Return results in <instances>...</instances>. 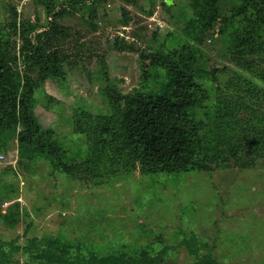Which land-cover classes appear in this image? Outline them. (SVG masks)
Masks as SVG:
<instances>
[{"label": "rangeland", "instance_id": "1", "mask_svg": "<svg viewBox=\"0 0 264 264\" xmlns=\"http://www.w3.org/2000/svg\"><path fill=\"white\" fill-rule=\"evenodd\" d=\"M241 1L218 0V13L235 12ZM199 5L0 0V31L15 47L8 53L11 70L31 90L34 122L51 131V153L21 158L17 133L24 121L9 126L3 115L9 109L1 112L0 241L8 244L0 249L7 263L46 264L37 258L40 249L58 242L65 264L107 257L122 264H200L207 257L212 264H264V157L251 167L228 160L209 171L144 175L136 168L92 180L73 179L58 165L86 159L91 138L75 131L74 120L81 111L107 115L110 88L156 91L166 81L159 68L145 78L141 52H181L204 71L241 72L232 53L235 27L218 19L200 29ZM229 77L219 74L213 87ZM254 102L244 99L236 118L247 119ZM27 240L34 246L26 251Z\"/></svg>", "mask_w": 264, "mask_h": 264}, {"label": "trees", "instance_id": "2", "mask_svg": "<svg viewBox=\"0 0 264 264\" xmlns=\"http://www.w3.org/2000/svg\"><path fill=\"white\" fill-rule=\"evenodd\" d=\"M217 2L199 0L195 13L197 26L208 30L219 19L235 27L231 33L232 53L241 72L228 71L225 67L204 71L181 52H141L145 78L152 69L159 68L166 81L156 91L142 89L121 94L110 88L106 94L107 115L92 116L81 111L74 120L75 131L91 138V145L80 164L58 161L67 175L92 180L136 168L144 175H171L209 171L213 164L228 160L241 167H251L257 158L264 157V101L261 102L264 99V0H242L235 12L223 17L218 13ZM8 44L0 31V126L2 110L9 109L3 114L6 124L24 121L23 129L17 133L20 157L34 150L49 154L46 141L51 131L34 122L30 112L31 90H24L16 80ZM219 74L230 77L222 87L218 84L213 87L212 81L217 82ZM253 97L258 102H254L256 107L248 112L247 119L236 118L243 100ZM52 149L57 148L52 146ZM7 244L0 241V248ZM32 246V240H27L22 247L27 251ZM58 246V242L47 243L37 258L46 264H65L64 248L59 252ZM0 253V264H9L1 249ZM200 262L212 264V259L207 257ZM98 264H122V261L107 257Z\"/></svg>", "mask_w": 264, "mask_h": 264}, {"label": "crops", "instance_id": "3", "mask_svg": "<svg viewBox=\"0 0 264 264\" xmlns=\"http://www.w3.org/2000/svg\"><path fill=\"white\" fill-rule=\"evenodd\" d=\"M7 46H8L7 48L9 50H14L15 49V47L13 46V43H9Z\"/></svg>", "mask_w": 264, "mask_h": 264}, {"label": "built area", "instance_id": "4", "mask_svg": "<svg viewBox=\"0 0 264 264\" xmlns=\"http://www.w3.org/2000/svg\"><path fill=\"white\" fill-rule=\"evenodd\" d=\"M6 155L4 153H0V162L5 160Z\"/></svg>", "mask_w": 264, "mask_h": 264}]
</instances>
